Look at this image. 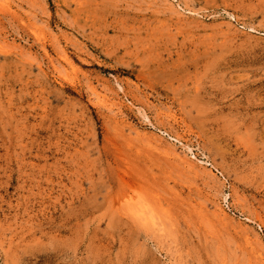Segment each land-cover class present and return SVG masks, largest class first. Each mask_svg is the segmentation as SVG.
<instances>
[{
  "label": "rangeland",
  "instance_id": "374dc122",
  "mask_svg": "<svg viewBox=\"0 0 264 264\" xmlns=\"http://www.w3.org/2000/svg\"><path fill=\"white\" fill-rule=\"evenodd\" d=\"M0 264H264V0H0Z\"/></svg>",
  "mask_w": 264,
  "mask_h": 264
}]
</instances>
